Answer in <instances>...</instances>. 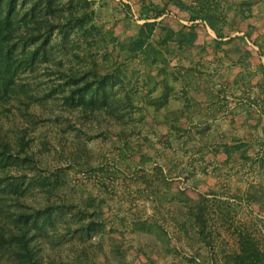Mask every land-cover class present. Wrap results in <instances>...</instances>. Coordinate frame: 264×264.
<instances>
[{
	"label": "trees",
	"instance_id": "1",
	"mask_svg": "<svg viewBox=\"0 0 264 264\" xmlns=\"http://www.w3.org/2000/svg\"><path fill=\"white\" fill-rule=\"evenodd\" d=\"M103 7H108L107 0H0V264H46L45 254L47 264H116L109 256L98 261L87 245L103 229L95 200L72 211L75 203L60 198L66 175L44 166L40 156L49 151L50 140L36 142L40 122L47 116L63 132L79 134L88 133L85 123H90L89 130L117 126L120 149L128 154L131 138L145 127V114L166 107L174 91L168 77L187 86L199 71L198 63L206 64L187 54L200 25L215 32L210 43L218 51L230 37L225 28L232 30L234 18L252 12L248 0H140L137 18L126 25L134 33L121 36L115 30L118 22L111 24ZM173 9L186 12L189 22L166 23ZM236 38L244 41L243 36ZM233 51L239 53L235 63L246 71L240 77L249 80L254 75L251 52ZM258 66L256 71L264 72ZM261 80L263 89L264 74ZM158 90L161 94L155 96ZM66 113L77 118L75 123ZM247 146L224 143L227 162L241 148L240 157L250 160ZM74 154L83 157L79 151ZM36 194L41 197L38 205L31 200ZM246 200L264 210V190L249 192ZM199 203L196 218L204 225L206 202ZM250 231L246 225L237 229L235 264H264V250ZM75 235L83 246L78 250L72 244L75 258L65 261L61 245ZM111 240V252L125 256L123 242Z\"/></svg>",
	"mask_w": 264,
	"mask_h": 264
},
{
	"label": "rangeland",
	"instance_id": "2",
	"mask_svg": "<svg viewBox=\"0 0 264 264\" xmlns=\"http://www.w3.org/2000/svg\"><path fill=\"white\" fill-rule=\"evenodd\" d=\"M139 5L140 0H107L108 7H103L104 17H109L111 24L118 22L115 26L117 34L130 35L135 30L133 27L126 29V25L128 21L137 18ZM169 15L165 18L166 23L174 24L179 19L188 23L174 9ZM229 16L231 18L232 13ZM256 17L249 15L246 18L241 16L234 18L233 29H228L230 35L232 31L237 33L229 35L230 37L222 42V49L218 51L210 43L216 37L215 32L200 25L195 46L190 48L187 54L189 58H194L196 63L200 56L206 64L198 63L200 66L196 72L198 77L195 76L193 81L191 79L188 87L181 80L174 81L172 77H168L167 80L174 91L166 107L159 111L150 109L152 113L148 111L145 114L143 120L145 127L131 138L132 148L126 151L128 154H124L120 149L121 141L117 137V126H113L111 131L99 130L96 126L89 130L90 123H85L83 128L88 133L79 134L77 131L63 132L56 121L47 116L40 122L36 142L42 137L50 140L49 151L40 156L45 163L44 166L53 174L62 172L66 175L63 190L59 193L60 198L69 205L75 203L72 211L85 209L90 198H93L95 205L98 206L96 210L99 212L103 229L95 233L87 243L91 255L98 261H105L109 256L116 264H235L232 257L239 248L237 229L244 225L250 228V232L258 238L264 250V210L261 211L257 204L246 200L249 192L264 190V143L257 147H246V154L250 158L247 161L240 157L243 148L239 149L241 151L236 150L229 162L227 158L221 162L206 158L211 152L223 150L224 143L231 146L247 143L245 140L252 138V135L247 134L252 128L245 125L243 128L233 129L230 133L226 130L219 132L209 127L206 133L211 135L212 143L205 152V158L196 155L194 158L197 159L192 160V170L187 164L193 158L195 150L192 143L200 134L197 130L199 126L189 123L190 113L198 112L197 107L203 109L214 105L210 108V114L200 112L205 114L201 118L204 120L208 118L213 123L216 118L215 111L223 115L228 107L237 108L239 106L237 98L241 97L244 100L242 105L240 104V109L250 111V117L245 123L249 124L248 120L251 118L250 124L257 121L264 126V117H253L255 108L264 114V102L254 99L256 97H252L253 89L247 90L245 86L247 85L245 81L248 84L255 82V85H259L257 89L260 95H263L261 78L264 72L262 69L256 71L259 67L257 66L255 75L244 81L240 77L241 74L237 76L238 67L244 72L243 67L235 63L239 53L233 51L234 47L250 51L251 58L258 57L264 70V53L251 36L257 30L254 23ZM235 19H238V22ZM234 36H243L244 41L233 38ZM203 47L206 51H202ZM226 47L231 48L228 55L222 51ZM188 59H183L187 66L191 64ZM212 68L214 70L218 68L217 72L214 70L211 72ZM232 82L243 84L241 86L245 89L229 86ZM183 87L186 88L187 94L183 93ZM160 94L161 90H158L155 96ZM204 96H207L209 103L200 101ZM230 113L226 115H231ZM66 115L74 123L77 120L74 116L67 113ZM193 118L194 121L197 120V117L192 116V122ZM230 118L235 119L234 116ZM182 124L185 127L181 126ZM173 127L175 130L168 132V128ZM102 128L105 129L104 125ZM177 139L184 141L182 146L176 144ZM78 151L83 157L78 158L74 154ZM227 181H230V184L224 183ZM164 188L182 194L186 202L194 200L185 195L188 193L196 194L198 202L199 200L204 202V197L209 199L215 197L212 207L218 209L219 215L213 213L210 229L194 236L189 230V224L186 223L187 218L181 214L178 216H182L184 221L182 232L175 230L172 223L157 219V208L160 207L159 194ZM207 191L218 193L206 197L204 194H208ZM40 198V195L36 194L31 200L34 205H38L41 202ZM56 199L57 196L52 197L53 201ZM167 203V206L173 208L177 206V200ZM94 208L89 207V211L94 212ZM157 220L161 222L157 223ZM111 238H118L123 242L125 256L111 252ZM72 244H75L74 247L76 246L78 250L83 246L78 235L64 241L60 253L65 261H73L75 258L70 251ZM47 252L53 254L51 249ZM47 258L48 255L45 254L46 264Z\"/></svg>",
	"mask_w": 264,
	"mask_h": 264
},
{
	"label": "crops",
	"instance_id": "3",
	"mask_svg": "<svg viewBox=\"0 0 264 264\" xmlns=\"http://www.w3.org/2000/svg\"><path fill=\"white\" fill-rule=\"evenodd\" d=\"M248 1H249V3H251V10H252L250 16H252V17L257 16L258 17V18L256 17L257 20L255 19V22H254L256 27H257L256 28L257 30H255L252 34L251 33H249V34H251L253 39H255V41L261 46V50L264 53V0H248ZM174 10H176V9H174ZM176 11L179 13V15L182 18H184V20L189 22V20H188L189 16L186 12H180L178 10H176ZM238 19L240 21V18H238ZM238 19H235V20L238 22ZM224 32L226 35H230L228 28H225ZM235 33H237V32L232 31L231 35H234ZM227 38H225V39H227ZM233 38H236V36H234ZM226 49L230 50L231 48L226 47ZM252 58H251V61H252L251 71L253 73H255V69L257 68L258 65L261 64V62H260V59L256 56L255 57L252 56ZM237 72H238L237 76H240V74H242V73L246 74V72L245 71L242 72V69L239 67L237 68ZM256 75H258V74H256ZM254 83L255 82H251L249 84L247 83V85H245V86H247V90H249V88H252L253 89L252 92L254 93L252 95V97H256L254 99H257L258 102L263 103L264 102V92H262L263 95H260V91L257 89L259 85L258 84L255 85ZM241 85H243V84L238 83V82H237V84H235L233 82L231 85L229 84V86H235L237 89H240V88L245 89ZM249 85H251V86H249ZM237 100H239V101H236L239 105V106H237V108H235L233 106L230 108L228 107L227 111L224 112L223 115H219L218 111H215L214 114L216 115V118H215V122H213V123H211L210 119L207 118L206 120H204L203 118H201V116H204L205 114H210V108L214 107V105L211 107L206 106L203 109L200 107H197L198 112H191L190 113L189 123L197 124V126H199L197 128V130L199 131L198 133H200L198 136H196L197 137L196 141L194 143H192L193 146L195 147V150H194L193 158H191L187 163L190 170H192L191 169L192 160L197 159L194 157L197 155V156L201 157L202 159H204L206 150H209L208 147L212 143L211 135H207V133H206L207 130L209 129V127H211L212 129H216L219 132L222 130H226L227 132L231 133V131L233 129H236L237 127L243 128L245 125H248L249 127L252 128V130H248V133H247L249 135H252V138H250L249 140L248 139L245 140V141H247L249 146L257 147V145H259L262 141H264V126H263V124L259 123L257 121H256V123L254 122L255 124H250L252 121L251 118H250V120H248L249 124H246L245 120L250 117V111L245 110V109L244 110L240 109V104L242 105V100H244L243 98L240 97V98H237ZM200 101H205V103H209V101L207 100V96L202 97L200 99ZM231 104H232V100L230 101V105ZM221 106H222V104H221ZM255 109L256 110H254V112L256 114L253 113V115H254L253 117H259V118L264 117V114L260 113L258 111V108H255ZM203 111L205 112V114L204 113L200 114V112H203ZM230 112H233V113H230ZM227 113H230L231 115L227 116L226 115ZM192 116L197 117V120L194 121V118H193V122H192ZM233 116L235 117L236 120L234 118L233 119L230 118ZM217 119H218V121H217ZM256 120H257V118H256ZM181 126L185 127L184 124H182ZM188 127H190V126H188ZM170 129L171 128H168V132H170ZM255 129H256V131H255ZM236 142H238V141H236ZM183 143H184V141L182 139L176 140V144L178 146L179 145L182 146ZM185 144H187L186 141H185ZM206 158L211 159V160H219L221 162V161L226 160L227 155L223 150H219V151H216L215 153L211 152ZM166 165H167V163H166ZM194 183H195V180H194ZM224 183L230 184V181H227ZM195 184H197V183H195ZM207 192H208V194L203 193L206 197L207 196L211 197L212 195H214V194L216 195V193H218V192H209V191H207ZM185 195H187V197L192 198L194 200L186 202L183 200L184 198L182 197V194H176L174 191H170L169 188L162 189L160 191V194H159V200L160 201L158 204L160 205V207L157 208V211H158L157 212L158 213L157 219L161 218V220L164 222L172 223L173 227H175V230L182 232V231H184V228H182V226L184 224L182 216H185L187 218L186 223L189 224V226H190L189 230L194 233V236H196V235H199L204 230L210 229V225L212 223V215H213V213L219 215V211L216 207H212V205H213L212 201H213V198H215V197L210 198V199L204 197L203 199L206 202L205 208H206V212H207L206 215L207 216L205 218V224L201 225L196 218V215H197L198 209H199L198 206L200 204L196 198V194L188 193ZM236 195L241 196V194H236ZM175 200H177V206L175 208H173V206H169V205L167 206L168 201H170V202L172 201V203H173ZM179 214H181L182 216L181 217L178 216ZM170 220H172V221H170ZM159 222H161V221H158L157 223H159Z\"/></svg>",
	"mask_w": 264,
	"mask_h": 264
}]
</instances>
